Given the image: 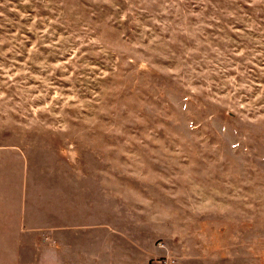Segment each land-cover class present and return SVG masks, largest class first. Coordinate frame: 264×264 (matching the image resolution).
Here are the masks:
<instances>
[{
    "label": "rangeland",
    "instance_id": "rangeland-1",
    "mask_svg": "<svg viewBox=\"0 0 264 264\" xmlns=\"http://www.w3.org/2000/svg\"><path fill=\"white\" fill-rule=\"evenodd\" d=\"M264 264V0H0V264Z\"/></svg>",
    "mask_w": 264,
    "mask_h": 264
},
{
    "label": "built area",
    "instance_id": "built-area-1",
    "mask_svg": "<svg viewBox=\"0 0 264 264\" xmlns=\"http://www.w3.org/2000/svg\"><path fill=\"white\" fill-rule=\"evenodd\" d=\"M168 262V259L166 257L160 258L158 260V264H166Z\"/></svg>",
    "mask_w": 264,
    "mask_h": 264
}]
</instances>
